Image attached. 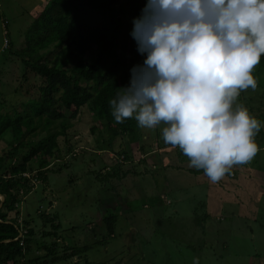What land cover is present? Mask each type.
Listing matches in <instances>:
<instances>
[{"label":"rangeland","instance_id":"1","mask_svg":"<svg viewBox=\"0 0 264 264\" xmlns=\"http://www.w3.org/2000/svg\"><path fill=\"white\" fill-rule=\"evenodd\" d=\"M45 2L0 0V101L3 111H12L26 100L19 82L28 81V90L36 98L41 84L38 75L29 71L26 80H22L21 57L2 52L5 23H9L13 50L22 49L25 33ZM254 75L258 83L256 90L249 88L241 92L237 103L249 108L261 121L260 131H264V67L257 65ZM55 108L62 110V103ZM66 119L53 126L54 132L63 125H67V130L59 134V154L42 169L43 179L36 177L41 169L42 155L30 161L29 171L24 174L35 182L34 189L25 194L18 206L19 220L24 228L26 231L33 229L35 233L29 257L39 253V257H44L45 248L54 245L53 235L42 236V230L52 231L54 223L59 224L58 250L63 253L65 247H70L76 254L48 264H194L197 260L199 264H264V196L257 188L258 175L264 169V151L256 154L260 162L234 165L220 181L213 183L202 169L190 167L189 159L180 148L178 156L173 151L175 147L164 145L160 136L162 124L158 126V135L156 129L139 127L135 144L131 137L120 136L109 148L110 135L106 136L104 124L87 108L75 118ZM48 133V130H38L28 135L24 148ZM11 141V133L0 141L1 156L11 150ZM256 142L264 146L261 136ZM134 145L149 151L144 154L135 148L134 160H127V167L136 168L140 177L129 173L121 179L113 177L106 181L104 176H99L107 164L119 162V159L123 162V150L131 151ZM22 152L20 148L17 155ZM168 152L176 156L171 157ZM5 159L4 164L8 166L9 156ZM244 165L249 169L241 171ZM199 176L205 178L201 180ZM203 212L210 217L216 215L215 220L210 224L201 221L197 225L196 213L202 215ZM110 214H117L118 221L114 235L108 236L103 231V220ZM46 219H53V222ZM131 223L138 224L134 231L129 229ZM209 227L221 228L217 234L220 242L211 235ZM37 248L41 250L36 252ZM156 251L159 257L151 263L150 258Z\"/></svg>","mask_w":264,"mask_h":264},{"label":"trees","instance_id":"2","mask_svg":"<svg viewBox=\"0 0 264 264\" xmlns=\"http://www.w3.org/2000/svg\"><path fill=\"white\" fill-rule=\"evenodd\" d=\"M45 1L42 8L35 13L34 20L25 33V45L22 49L13 50L9 23H5V34L1 32L2 43L5 44L2 52H10L21 57L24 66L21 79L26 80L29 71L35 76L38 75L36 77L41 80V84L39 97L36 98L28 90V81L19 82V88L23 87L26 100L21 101L20 107L12 111H3L0 101V141L6 134L11 133V145L13 143L5 156L0 155V196L4 197L3 201L0 198V264L58 263L61 259L76 254L74 248L70 247H65L63 253L58 250L56 246L61 240L58 234L59 224L53 223L55 231L42 230V236L53 235L56 240L54 245L45 248L47 254L44 257H39L40 253L29 257L35 233L33 229L26 231L19 220L20 215L18 216L19 204L22 203L25 194L35 187L34 180L24 175L29 171L30 161L39 155L43 156L40 160L41 169L36 172L37 179H43L42 169H46L50 165L49 160L59 154L57 139L60 133L66 132L67 125L54 132L53 126L57 121L66 122V118L73 119L87 108L96 120L104 124L106 136L110 135L108 140L111 142L107 143L109 148L113 146L112 141L120 136L131 137L132 143L136 142V132L139 130L134 118L117 123L111 115L109 101L115 98L119 87L129 84L131 68L142 64L146 58V54L138 52L137 42L131 33L134 20L141 16L148 0ZM259 64L264 67V55L261 56ZM59 103L63 105L60 111L55 108ZM164 126L162 124V129ZM38 130H48L49 133L33 144L30 142L31 145L27 149L24 148L26 137ZM156 130L158 135L160 130L158 127ZM258 136L264 141L263 130L255 139ZM259 147V152L264 151V146ZM20 148L23 152L17 155ZM135 148L144 154L149 153L145 147L138 149L136 145L130 149L131 151L123 150L124 161L121 162L119 159V162L107 164L99 176L101 178L104 176L106 181L113 177L121 179L129 173L140 177L136 168L127 167V160H134L132 156L136 153ZM178 148L175 147L173 151L179 156ZM168 154L171 157L176 156L174 153ZM6 156L10 158L8 166L4 164ZM250 162H260L258 155ZM257 167L259 172L260 166ZM32 175L35 177V174ZM258 178L257 188L261 196H264V169ZM215 216L210 217L205 212L202 215L196 213L195 223L200 225L203 221L210 224L215 220ZM46 221L53 222V219ZM117 221V214L105 217L104 233L108 236L114 235ZM146 222L147 219L143 221L144 224ZM135 226L138 227V224ZM208 229L220 242L217 234L221 228ZM38 250L41 249L37 248L36 252ZM139 253L143 256L142 252ZM156 253L158 255L151 256V263L159 257V253L157 251ZM142 260L144 261L145 257Z\"/></svg>","mask_w":264,"mask_h":264},{"label":"clouds","instance_id":"3","mask_svg":"<svg viewBox=\"0 0 264 264\" xmlns=\"http://www.w3.org/2000/svg\"><path fill=\"white\" fill-rule=\"evenodd\" d=\"M131 35L146 58L109 101L114 120L165 125V144L213 183L249 163L262 125L237 100L258 86L264 0H148Z\"/></svg>","mask_w":264,"mask_h":264},{"label":"crops","instance_id":"4","mask_svg":"<svg viewBox=\"0 0 264 264\" xmlns=\"http://www.w3.org/2000/svg\"><path fill=\"white\" fill-rule=\"evenodd\" d=\"M163 163H165V162H163ZM168 164L170 163V162H167ZM112 164V163H111ZM110 164V165H111ZM178 169H180V167H177ZM249 169V166L248 165H244L243 167H241V171H246V170H248ZM196 174H198V173H196ZM198 178H200L201 180H202V176H199ZM115 207H117V206H115ZM129 229L130 230H132V231H134V229H135V224H133V223H131L130 225H129ZM157 254L156 253H154L153 254V256H156ZM96 264H99V262H97Z\"/></svg>","mask_w":264,"mask_h":264},{"label":"water","instance_id":"5","mask_svg":"<svg viewBox=\"0 0 264 264\" xmlns=\"http://www.w3.org/2000/svg\"><path fill=\"white\" fill-rule=\"evenodd\" d=\"M1 200L3 201L4 200V197L3 196H0Z\"/></svg>","mask_w":264,"mask_h":264}]
</instances>
